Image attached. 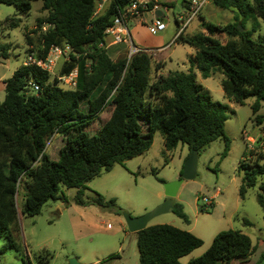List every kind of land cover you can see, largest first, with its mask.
<instances>
[{
	"label": "trees",
	"instance_id": "1",
	"mask_svg": "<svg viewBox=\"0 0 264 264\" xmlns=\"http://www.w3.org/2000/svg\"><path fill=\"white\" fill-rule=\"evenodd\" d=\"M32 1L35 0H0V4L13 5L17 14H25ZM41 1L40 10L45 15L36 19L32 30L39 33L40 47L26 55L33 53L43 59L52 45H68L71 52L69 61L62 63L53 78V74L37 65L21 63L3 81L0 239L7 238L11 246L20 188L23 190L21 213L26 216H34L48 201L62 198L60 185L76 189L73 202L77 205H93L121 214L115 199H106L96 191L87 195V183L114 164L146 151L155 130L162 133L168 150L184 144L189 151L195 149L199 154L222 137L226 153L229 138L224 125L228 105L211 99L208 90L197 81L194 65L203 78L214 73L223 75L221 87L227 99L243 104L246 98L254 97L253 112L264 100V35L254 39L255 24L251 29L245 27L249 20H264V0H211L219 8L235 11L234 21L216 24L204 18L205 32L180 33L174 41L193 47L195 54L189 59L188 72L167 74L153 73L162 64L153 63L146 52L113 60L100 45L106 43L105 30L112 23L110 16L125 10L135 0H110L97 16H93L96 0ZM151 6L148 3L144 10ZM19 20L16 15L6 17L0 27H16ZM43 24L49 25L45 32L41 31ZM217 34H225L227 38L222 41ZM26 37L27 44H31L28 34ZM10 51V43L0 42V58H7ZM74 66L78 68L76 87L63 89L56 76ZM32 83L39 85L37 93L32 90ZM83 103L87 105L86 112L80 109ZM110 105L112 118L89 135L85 127ZM256 121L261 122L260 116ZM54 133L65 140L57 160L46 152L47 140ZM244 156L238 165L242 171L241 197L256 184L258 176L264 175L262 153L245 151ZM258 187L257 200L264 207V181ZM62 200L67 203L66 198ZM171 211L188 222L180 202L173 200ZM244 223L250 224L246 219ZM134 234L139 264H231L234 260H248L256 249L240 230H224L214 235L200 256L182 263L183 256L202 245V240L190 231L155 224ZM114 256L118 254H110L107 259ZM263 258L264 254L255 264H260ZM39 260L46 262L48 253Z\"/></svg>",
	"mask_w": 264,
	"mask_h": 264
},
{
	"label": "rangeland",
	"instance_id": "2",
	"mask_svg": "<svg viewBox=\"0 0 264 264\" xmlns=\"http://www.w3.org/2000/svg\"><path fill=\"white\" fill-rule=\"evenodd\" d=\"M41 5V0L32 1L27 13L17 14L13 5L0 4V22L15 15L20 18L16 27H0V42H8L11 47L10 55L5 59L0 58V101L4 98L3 81L22 63L29 50L35 52L40 47L39 33L32 30L36 26V19L45 15V12L40 10ZM180 10L181 0H174L165 16L166 29L161 31L164 42L172 41L166 45L164 51L152 49L153 51L148 53L153 63L157 59L164 61L158 70L153 68V73L188 72L191 66L189 59L195 54V49L173 41L180 26L176 15ZM201 13L206 21L216 24L233 22L236 14L235 11L215 6L211 0H206ZM181 14L185 19L189 15L185 11ZM204 17L199 14L192 17L183 33L191 35L205 32ZM254 24L252 38L256 39L264 35V20H249L245 27L251 29ZM128 27L133 33L130 22ZM26 34L31 40L29 45L26 42ZM159 34L160 32L151 34L146 24H142L139 26L138 35L133 33V39L131 36L130 38L134 40V45L139 39L137 36H140L147 42V46H153L154 37ZM216 36L222 41L227 38L225 34ZM105 49L111 59L117 60L127 55L128 47L120 43ZM61 65V62L56 64L51 78L55 77ZM192 69L197 81L208 90L211 99L228 105L224 125L225 135L229 138L228 148L225 153V141L222 137L208 144L198 154L196 176L184 180L178 188L173 200L182 204L188 222L169 210L154 216L147 226L169 224L190 231L202 240L200 247L180 259L182 263L200 256L218 232L240 230L250 238L252 246L256 249L248 260H234L231 264H255L264 254V207L257 200L260 192L258 186L264 181V175L258 176L256 184L247 189L244 197H241L239 185L242 171L238 170V165L244 160L247 151L246 138L257 137V133L264 126V100L260 101L259 109L253 112L254 97L246 98L243 104L227 99L221 87L222 74L214 73L208 78H203L195 65ZM80 109L86 112L87 105L83 103ZM112 116L113 106L110 105L95 121L85 127L86 132L89 135L96 133ZM257 116L261 118L260 123L256 121ZM64 142V137L55 133L47 140L46 152L51 159H58L59 148ZM189 152L184 144H178L171 150L166 149L162 133L155 130L152 144L146 151L123 163L114 164L109 171H103L90 180L85 193L91 195L96 191L106 199H115L121 208V214L93 205H77L73 202L76 189L60 185L59 194L66 198L67 203L63 202L62 198L48 201L38 214L26 216L21 213L23 190L20 188L16 196L18 219L12 232L14 245L11 246L7 238L0 239V264H69L70 259H76L79 264H139L136 235L127 229L122 212L127 211L132 216H139L162 203L165 199L164 182L179 178ZM253 153L264 155L263 137L256 138ZM260 163L264 165V156ZM158 192H161V197H157ZM245 219L250 224H245ZM47 253L48 260L41 262L39 258H45ZM110 254L118 256L107 259Z\"/></svg>",
	"mask_w": 264,
	"mask_h": 264
},
{
	"label": "built area",
	"instance_id": "3",
	"mask_svg": "<svg viewBox=\"0 0 264 264\" xmlns=\"http://www.w3.org/2000/svg\"><path fill=\"white\" fill-rule=\"evenodd\" d=\"M110 0H96V6L93 13V16H97L100 13H102L106 5L109 3ZM206 2V0H187V8L185 12H188V16L185 19L184 16L180 13L177 16V21L179 22L180 26L179 29L176 31L174 35V39L180 34L183 33L184 29L186 28L188 22L194 17L195 15L199 14L201 11V8L203 4ZM152 3V6L150 9L156 10L161 7V5L154 1V0H142V1H132V3L121 12H118L117 15L114 14V18L112 20L111 25H109L106 30V40L109 37L110 41L109 43L111 45L124 43L127 45V57L130 58L133 54L143 51L146 53H150L153 51L152 49H145V48H139L138 46L134 45L131 41L129 30H128V20L131 17L135 16H141L142 9L147 8V4ZM164 9L167 10V6H163ZM49 25L43 24L41 27V31L45 32L48 29ZM151 33H159L166 29V23L165 21L158 16H154L151 25L149 27ZM107 43L100 44L101 46L105 47L107 46ZM70 52L71 49L68 45L65 46H57L52 45L47 55L43 59L36 58L33 53L27 54L22 61L23 64H34L40 67L41 69L53 74V69L56 66L58 62H65L69 61L70 58ZM58 79V85L62 87L63 89H74L77 84V77H78V68L77 66H74L71 70H69L67 73L63 75H57ZM32 90L37 93L39 90V85L36 83L31 84ZM263 137L264 138V126H262L261 130L257 133V137H247V151L253 152L255 150V142L256 138ZM206 200V199H205ZM210 204V203H208ZM260 264H264V258L262 259Z\"/></svg>",
	"mask_w": 264,
	"mask_h": 264
},
{
	"label": "water",
	"instance_id": "4",
	"mask_svg": "<svg viewBox=\"0 0 264 264\" xmlns=\"http://www.w3.org/2000/svg\"><path fill=\"white\" fill-rule=\"evenodd\" d=\"M113 18L114 15L112 14L109 20L112 21ZM240 30L242 31V28H240ZM197 159H198V151L195 149H191L183 163V167L181 169L179 178L172 181L164 182L163 187H164L165 199L162 203L158 204L153 209L139 216H132L127 211L122 212L123 220L126 224L127 229L130 232L135 233L137 231L144 229L147 226L150 219H152L154 216L171 210L173 206V198L176 196V193L181 183L184 180H190L196 176ZM69 264H79V263L77 262L76 259H70Z\"/></svg>",
	"mask_w": 264,
	"mask_h": 264
},
{
	"label": "crops",
	"instance_id": "5",
	"mask_svg": "<svg viewBox=\"0 0 264 264\" xmlns=\"http://www.w3.org/2000/svg\"><path fill=\"white\" fill-rule=\"evenodd\" d=\"M138 1H142V0H138ZM154 1L158 2L162 6H164V5L167 6V10L164 9V8H161V7L159 9H156V10H152V9L144 10V11H142L141 16H135V17L129 18L128 23L130 22L132 24L133 27H131V29H133V31H134L133 33L134 34H137L138 35L139 26L142 25V24L143 25L146 24L148 31L151 33L149 27L151 25V21H152L153 17L154 16H158V17H161L165 21V16L167 14V11L169 10L170 6L174 3V0H154ZM186 8H187V3H184V0H181V10L178 13H176V15H178V14L182 13L183 11H185ZM200 15L202 17H204V15L201 13V11H200ZM128 30H129V34H130V36L132 38L133 37V33H131V30L129 29V27H128ZM162 32H160L159 35H157L156 37H154V41L155 42H154V45L153 46L151 44H149L150 46H147L148 45V44H146L147 42H145L143 40V38H140V36H137V38H139V39L136 40V43L137 44H135V45H137L138 47L139 46L150 47V48H145V49H154V50H157L158 52H162V51L165 50L166 45L169 42L172 41V40H170L168 43L164 42L165 39L163 38ZM151 34H156V33H151ZM132 39H131V41H132ZM173 39H174V37H173ZM109 41H110V38L108 37L107 40H106V42H108L106 48H111V47L113 48V47H115V46L118 45V44L111 45L109 43ZM155 61L156 62H159L161 64L164 63V61L162 59H157ZM161 196H162L161 195V192H158L157 193V197H161ZM84 207H88V206H84Z\"/></svg>",
	"mask_w": 264,
	"mask_h": 264
}]
</instances>
